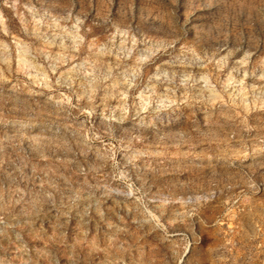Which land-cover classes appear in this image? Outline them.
<instances>
[{"label":"rangeland","instance_id":"rangeland-1","mask_svg":"<svg viewBox=\"0 0 264 264\" xmlns=\"http://www.w3.org/2000/svg\"><path fill=\"white\" fill-rule=\"evenodd\" d=\"M0 264H264V0H0Z\"/></svg>","mask_w":264,"mask_h":264}]
</instances>
